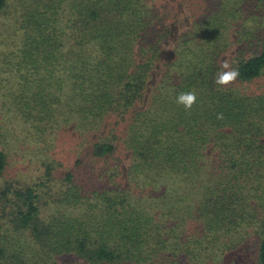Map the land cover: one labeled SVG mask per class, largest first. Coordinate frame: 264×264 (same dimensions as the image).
Listing matches in <instances>:
<instances>
[{
  "label": "trees",
  "instance_id": "16d2710c",
  "mask_svg": "<svg viewBox=\"0 0 264 264\" xmlns=\"http://www.w3.org/2000/svg\"><path fill=\"white\" fill-rule=\"evenodd\" d=\"M13 6L53 77L49 117L59 115L75 151L55 181L46 165L42 206L32 188L15 192L29 261L211 264L249 250L264 264L263 33L237 37L228 63L239 76L220 88L226 24L238 12L192 24L169 48V20L150 0ZM6 8L0 0V15ZM187 91L197 97L189 111L176 103ZM87 146L94 157L82 160ZM4 164L0 151V174Z\"/></svg>",
  "mask_w": 264,
  "mask_h": 264
},
{
  "label": "rangeland",
  "instance_id": "374dc122",
  "mask_svg": "<svg viewBox=\"0 0 264 264\" xmlns=\"http://www.w3.org/2000/svg\"><path fill=\"white\" fill-rule=\"evenodd\" d=\"M6 2V12L0 15V151L5 163L0 174V264L17 262L14 258L16 254L19 259H25L23 264H33L26 256L31 245L29 233L21 227L16 215L23 201L18 199L15 192L32 188L42 206L43 188L38 184L43 180L46 165L49 166L50 177L55 181L65 168L71 166L75 151L70 148V135L67 127L60 125L59 115L53 113L49 117L46 93H50L51 99L54 87L53 77L46 69L47 61L39 53L38 47L30 44L21 19L14 14V0ZM150 2L156 15L169 20V48L173 46L177 34L192 24H219L226 22L230 14L236 12L238 16L226 24L225 37L230 44L222 56V62H229L234 56L238 36H244L248 41L251 32L256 30L264 35V0ZM255 44L262 47V41ZM245 49L248 47L245 46ZM90 149L91 146H87L80 151L82 160L94 157ZM251 260L252 255L247 250L226 253L211 264H254ZM53 261L54 264H87L73 255L55 256Z\"/></svg>",
  "mask_w": 264,
  "mask_h": 264
},
{
  "label": "clouds",
  "instance_id": "9594fccd",
  "mask_svg": "<svg viewBox=\"0 0 264 264\" xmlns=\"http://www.w3.org/2000/svg\"><path fill=\"white\" fill-rule=\"evenodd\" d=\"M239 76V70L232 68L227 61L220 65L213 83L220 88H226L228 85L236 81ZM196 93L194 91L181 92L176 97V103L183 106L185 111L191 110L192 106L196 103ZM217 119H223V114H217Z\"/></svg>",
  "mask_w": 264,
  "mask_h": 264
}]
</instances>
